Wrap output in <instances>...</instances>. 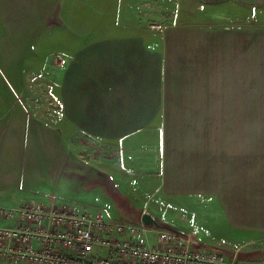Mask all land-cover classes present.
<instances>
[{
  "label": "crops",
  "instance_id": "obj_1",
  "mask_svg": "<svg viewBox=\"0 0 264 264\" xmlns=\"http://www.w3.org/2000/svg\"><path fill=\"white\" fill-rule=\"evenodd\" d=\"M119 2L128 3L126 25L89 33L58 29L62 62L50 106L60 139L69 146L83 134L116 153L92 168L144 200L132 216L112 218L139 221L150 213L159 228L196 235L206 247L260 246L264 123L235 117L256 115L258 98L264 100L257 93V76L264 77V0H171L175 21L160 28L140 22L142 0ZM94 14L91 19L102 16ZM95 180L90 192L76 181L66 192L91 200ZM156 236L146 234L150 242Z\"/></svg>",
  "mask_w": 264,
  "mask_h": 264
},
{
  "label": "rangeland",
  "instance_id": "obj_2",
  "mask_svg": "<svg viewBox=\"0 0 264 264\" xmlns=\"http://www.w3.org/2000/svg\"><path fill=\"white\" fill-rule=\"evenodd\" d=\"M119 1L122 0H0V197L5 199L0 204L16 207L29 201L63 200L93 213L99 210L109 217H129L135 214L137 202L144 200V196L124 194L101 173H95L94 162L111 158L102 144L80 134L72 137L71 145H65L53 125L56 111L50 106L55 101L56 75L62 62L58 53L62 32L58 29L76 28L89 33L94 28L126 25L129 19L123 12L128 3ZM141 3L139 20L145 27L175 21L169 18L171 0ZM107 11H118L119 17L104 18ZM95 12L102 16L91 19ZM87 38L90 37L80 36L77 40ZM260 75L257 93L263 97L264 77ZM235 118L241 123L263 124V98H258L256 115ZM93 180L97 184L91 185L93 199L68 196L66 189L73 182L90 192L88 183ZM155 198L149 199L148 208ZM98 200L102 203H96ZM167 210L168 207L166 214ZM136 212L138 216L142 214ZM144 236L141 238L147 241ZM237 254L253 264H264V243L253 249L247 246Z\"/></svg>",
  "mask_w": 264,
  "mask_h": 264
},
{
  "label": "built area",
  "instance_id": "obj_3",
  "mask_svg": "<svg viewBox=\"0 0 264 264\" xmlns=\"http://www.w3.org/2000/svg\"><path fill=\"white\" fill-rule=\"evenodd\" d=\"M150 231L157 232L155 240L142 241ZM0 259L10 264H253L237 252L206 247L191 233L112 218L63 200L0 205Z\"/></svg>",
  "mask_w": 264,
  "mask_h": 264
},
{
  "label": "water",
  "instance_id": "obj_4",
  "mask_svg": "<svg viewBox=\"0 0 264 264\" xmlns=\"http://www.w3.org/2000/svg\"><path fill=\"white\" fill-rule=\"evenodd\" d=\"M142 220L146 224H156V225H159L157 223V221L154 219V217L150 213H144L143 216H142Z\"/></svg>",
  "mask_w": 264,
  "mask_h": 264
}]
</instances>
